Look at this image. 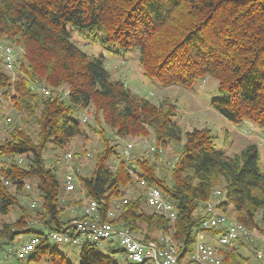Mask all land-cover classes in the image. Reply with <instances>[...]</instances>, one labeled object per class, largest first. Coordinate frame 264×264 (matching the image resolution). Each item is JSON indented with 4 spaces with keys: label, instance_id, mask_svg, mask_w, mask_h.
<instances>
[{
    "label": "trees",
    "instance_id": "trees-1",
    "mask_svg": "<svg viewBox=\"0 0 264 264\" xmlns=\"http://www.w3.org/2000/svg\"><path fill=\"white\" fill-rule=\"evenodd\" d=\"M64 25L88 32L110 51L136 49L143 76L163 86L215 79L222 98L210 105L233 123L247 120L264 131V0H0V44L22 49L15 53L14 79L0 57V216L15 213L12 221H0V259L22 234L39 239L26 261L13 255L4 264H71L46 234L69 229L83 216L63 217L65 210L84 208L89 200L96 202L102 221L127 229L139 241L170 235L178 245V264H197L189 256L208 217V201L246 229L263 232L264 171L256 146L228 157L214 149L208 128L182 130L173 120L171 101L153 104L122 78L111 79L103 58L88 56L71 42ZM5 103L14 118L6 116ZM90 105L96 121L100 114L118 138L145 137L151 130L154 149L127 160L117 152L119 144L111 143L112 135L85 121L99 136L94 166L87 174L77 170L79 153L71 154L80 189L64 197L56 163L74 138H87L74 114ZM170 142L177 154L160 175L158 156ZM129 169L173 203L174 220L146 204L145 189ZM32 183L39 204L31 210L19 195ZM217 189L221 194L215 198ZM72 194L78 197L71 199ZM221 232L208 235L214 246ZM250 240L220 248L222 264H256L241 252L255 257L260 245ZM100 243L84 241L77 264H116L98 250ZM106 247L109 253L121 252Z\"/></svg>",
    "mask_w": 264,
    "mask_h": 264
},
{
    "label": "rangeland",
    "instance_id": "rangeland-1",
    "mask_svg": "<svg viewBox=\"0 0 264 264\" xmlns=\"http://www.w3.org/2000/svg\"><path fill=\"white\" fill-rule=\"evenodd\" d=\"M68 32L69 40L77 45L83 52L91 57H102L103 63L107 71L109 72L111 79L122 78L125 80V84L134 92L146 96L153 104H159L163 100L167 99L171 101L176 107V115L173 120L184 131L191 130L193 128H208L213 136L214 149L223 153L224 155L231 157L250 145L256 146L259 153V163L261 169L264 171V131L256 124L244 120L241 123H233L226 119L223 115L217 112L211 105L212 99H221L222 94L217 88V81L213 78H199L196 79L190 87H183L180 85L163 86L156 79H148L143 76L142 68L138 62L136 49L129 51H121L115 49L110 51L104 48L99 42L93 41L88 32H80L77 29L72 28L69 25H64ZM9 45L8 43H4ZM15 47V48H14ZM12 47L16 55L22 52V49L18 46ZM11 78L16 77L15 70L7 72ZM67 88V87H65ZM40 92L42 91L39 89ZM66 90V89H65ZM8 104V103H7ZM6 103L3 105L6 116L14 118L13 110ZM75 117H79V125L85 130L87 138L80 136L72 140V144L65 150V154L79 153L78 166L80 171H84L87 174L91 168H93V153L95 146L99 144V136L96 133H92L88 130L87 126L82 121L83 116L86 117V122L91 124L96 129H104L108 136L112 135L111 143H118L117 152L122 154V151L127 142L132 143L133 148L130 151V155L127 158L133 159L140 156H148L147 149L149 146H154V137L149 130V133L145 137H125L118 138L113 135V130L106 125L101 115H98V120L95 119V109L90 105L83 112L79 111L74 114ZM2 126L0 127V134L4 135ZM177 145L173 142L168 143L161 149V153L158 156V172L160 175L164 174L163 165L170 164L176 156ZM62 158L56 163V175L61 185V195L67 196L68 191L65 189V179L68 172L72 170L73 165L77 162L71 158L63 156V152H60ZM149 159L152 161V157ZM1 162V159H0ZM76 192L78 193L79 185L76 182ZM132 188H129L132 191ZM25 191V192H24ZM19 195L22 202L29 206L30 202L35 201L36 205L39 204L37 197V190L35 184L32 183L31 188L24 189ZM129 194L126 193L125 196ZM76 194L71 195V199H76ZM68 209V207H66ZM145 209V208H144ZM149 212V209H145ZM15 213L8 216H0V221H12ZM72 211L63 213V217L71 216ZM76 215V213L74 214ZM230 216H232L230 214ZM28 238L27 234H22L19 237V241ZM18 239L14 243L18 244ZM50 244L57 248L58 251L65 256L66 260L71 264H77L78 253L81 247V243L78 245H66V244ZM111 245L114 251H117V244L109 241H104L98 244V250L101 253L108 254L112 257L116 264H130L120 252L109 253L107 251V245ZM241 252L249 257L251 262H254V256L252 251L241 249ZM250 264V262L248 263Z\"/></svg>",
    "mask_w": 264,
    "mask_h": 264
},
{
    "label": "built area",
    "instance_id": "built-area-1",
    "mask_svg": "<svg viewBox=\"0 0 264 264\" xmlns=\"http://www.w3.org/2000/svg\"><path fill=\"white\" fill-rule=\"evenodd\" d=\"M0 57L3 67L6 71H12L15 64L14 49L3 43L0 44ZM44 94L48 92L41 89ZM67 95V90L62 92V97ZM10 118H6L4 123H7ZM87 119L83 116L82 121ZM1 126V125H0ZM133 148L132 143L127 142L122 151V155L127 159L130 151ZM154 149L153 146L150 147ZM66 158L72 156L67 153ZM74 165L72 170L67 173L65 179V189L71 191L75 189L76 178L74 174ZM77 170L79 166L77 165ZM129 172L133 174L135 180H139L138 185L145 189L144 196L146 204L169 218L174 220L176 217L175 206L167 201L161 191L148 185L144 179H139L132 169ZM29 184L25 185V189H29ZM129 190V189H128ZM220 190H215L214 197L220 195ZM126 199L123 200V203ZM213 200L206 203V209L209 212L208 217L203 219L200 224L199 231L195 237V243L190 259L197 264H222L221 249L232 247L238 240L251 239L254 243L260 246L254 251L256 264H264V231L257 233L256 231L246 229L241 223L235 221L232 217L218 211L214 206ZM36 207L35 201L30 202L29 208L32 210ZM82 218L74 219L71 222L69 229L63 231H51L46 234V239L55 244L78 245L88 240L94 243L104 241H114L121 250L120 254L126 258L130 264H178V245L177 242L168 234L160 237L156 241H139L125 228L114 225L109 221H102L98 206L95 201L89 200L86 202L82 210ZM107 216H114L112 209L107 211ZM220 229L221 233L214 236L216 246L208 240L212 230ZM248 241V240H247ZM39 243V239L35 236H30L24 241H21L14 247H9L0 259V264H4L5 259L10 256H16L21 261H26L28 255L32 254Z\"/></svg>",
    "mask_w": 264,
    "mask_h": 264
},
{
    "label": "crops",
    "instance_id": "crops-1",
    "mask_svg": "<svg viewBox=\"0 0 264 264\" xmlns=\"http://www.w3.org/2000/svg\"><path fill=\"white\" fill-rule=\"evenodd\" d=\"M82 210H83V206L75 207L72 210V215H74L76 213L77 216H80V215H82Z\"/></svg>",
    "mask_w": 264,
    "mask_h": 264
}]
</instances>
